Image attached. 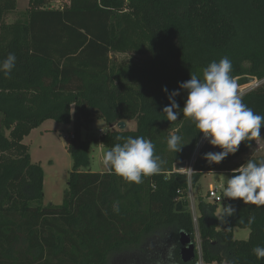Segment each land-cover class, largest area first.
Listing matches in <instances>:
<instances>
[{"label": "trees", "instance_id": "trees-1", "mask_svg": "<svg viewBox=\"0 0 264 264\" xmlns=\"http://www.w3.org/2000/svg\"><path fill=\"white\" fill-rule=\"evenodd\" d=\"M52 2L28 0L22 18L7 23L17 0H0V60L9 53L17 58L10 78L0 73V264H111L121 258L183 264L177 235L193 242L195 235L189 184L264 158L234 164L249 151L242 142L219 165L208 162L205 153L220 149L207 141L197 148L202 134L182 112L167 121L162 89L179 90L191 73L202 79L212 61L228 57L234 78L258 82L243 93V103L264 115V0H67L57 8ZM112 53L145 60L119 67ZM180 91L182 109L187 93ZM94 120H103L106 132L83 138ZM46 121L72 127L66 147L72 168L60 205L42 204L43 171L23 144ZM129 121L134 130L116 128ZM171 134L183 138L178 153L167 148ZM117 136L151 140L163 171L139 185L109 171L90 172L91 147L109 150L121 142ZM191 160L190 176L173 170ZM176 199L188 210L175 212ZM228 203L237 213L226 218ZM197 205L202 264H264L252 252L264 246V206L223 199L219 223L217 204L207 211L201 199ZM234 229L248 230V238L235 240ZM197 261L195 252L188 264Z\"/></svg>", "mask_w": 264, "mask_h": 264}, {"label": "clouds", "instance_id": "clouds-1", "mask_svg": "<svg viewBox=\"0 0 264 264\" xmlns=\"http://www.w3.org/2000/svg\"><path fill=\"white\" fill-rule=\"evenodd\" d=\"M17 58L14 53L0 60V73L10 78L16 67ZM232 62L228 57H222L218 62L212 61L203 69V78L191 73L190 79L179 84V90L169 93L167 87L162 90L168 94L169 104L163 108L167 121L175 122L181 115L194 123L195 128L202 134L201 139L220 151L205 153L204 158L219 165L230 155L234 156L242 142L245 147L252 149L250 141L264 138V115L255 113L243 103V94L239 91L236 78L232 76ZM187 93L184 106L180 109L176 97L181 91ZM109 150L103 152L102 166L129 183L141 184L143 178L160 174L165 161L155 154V145L143 136L135 138L117 136ZM183 138L171 134L167 140L169 151L178 153L184 147ZM222 198L227 201H242L243 204L264 206V159H252L232 169L226 177V187ZM237 208L225 204L223 215H236ZM255 222L252 216L249 226ZM255 257L264 259V246L252 249Z\"/></svg>", "mask_w": 264, "mask_h": 264}, {"label": "rangeland", "instance_id": "rangeland-1", "mask_svg": "<svg viewBox=\"0 0 264 264\" xmlns=\"http://www.w3.org/2000/svg\"><path fill=\"white\" fill-rule=\"evenodd\" d=\"M67 0H56L50 5L53 8L63 6ZM28 6V0H17L16 10L12 13H9L6 17L7 23H12L18 19H21L24 11H26ZM110 59L112 64L119 67H128L132 65L142 64L145 60L144 57H140L134 54H119L112 53L110 54ZM258 85V82L255 84L248 85L242 88H239V91L243 94L247 91L254 89ZM107 126L103 120H94L91 126L90 133L82 132V137L85 138L87 135H93L98 137L105 133ZM125 130L131 131L134 130V123H126ZM72 127L71 125L58 124L53 121L45 122L39 129L33 130L29 136L24 138L23 144L28 147L31 163L40 165L43 171V201L44 206L48 204L60 205L62 202L63 192L66 189L68 174L72 168V160L68 155L66 147L68 145L69 136H71ZM261 136L264 137V129L261 131ZM204 140H200L199 148ZM102 149V148H101ZM101 149L98 145H93L90 150V172H103L102 166V154ZM104 151V150H103ZM251 157H263L264 158V138L255 140L253 148L249 149L246 154L241 155L238 159L234 161V164L242 163L245 160ZM190 163V162H189ZM187 163V168L189 166ZM230 173V172H229ZM226 177L227 175H219L216 173L205 174L199 181L195 184L194 187L188 188V208L191 211L194 225H195V235L194 243L197 255L201 254L200 252V240L199 233L197 228V218L199 217L198 210V201L201 199L203 202V208L207 211L209 206L213 205L207 199V190L208 186H221L223 189L226 187ZM223 194V190H221ZM221 194V195H222ZM222 202L217 204L218 208L215 212V217L221 223L220 215L222 214ZM248 232V230H239L235 229L234 239L243 240L242 235ZM179 236L177 235V239ZM155 252L154 250H152ZM127 259H115L111 264H123L126 263ZM157 261V260H156ZM128 260L126 264H129ZM139 264H148V261H142ZM152 264V263H151Z\"/></svg>", "mask_w": 264, "mask_h": 264}, {"label": "water", "instance_id": "water-1", "mask_svg": "<svg viewBox=\"0 0 264 264\" xmlns=\"http://www.w3.org/2000/svg\"><path fill=\"white\" fill-rule=\"evenodd\" d=\"M237 81H238V85L240 86L239 88L255 84L256 82V80L253 77H249V76L239 77L237 78ZM125 127H126L125 122H119L116 125V128H118L119 130H125ZM185 169H186L185 162L178 163L174 165L173 168L175 172H184ZM187 210L188 208L183 207L180 202H177V204L175 205V212H185ZM178 243L180 246L179 256L181 262L183 264H188L191 261H193V259L195 258L196 247H195V243L191 240V238L184 233H180Z\"/></svg>", "mask_w": 264, "mask_h": 264}, {"label": "built area", "instance_id": "built-area-1", "mask_svg": "<svg viewBox=\"0 0 264 264\" xmlns=\"http://www.w3.org/2000/svg\"><path fill=\"white\" fill-rule=\"evenodd\" d=\"M192 162H193V160H191L190 163L188 162L189 163L188 168L186 166L185 171L184 172H181V173H184L187 176H190L191 175V172H192L191 171ZM186 165H187V163H186ZM221 190H223V188L221 186H212V185H209L208 186V190H207V194H206L207 199L212 204H219V203H221L222 202V199H223L222 198V195H221L222 194L221 193L222 192ZM176 201L178 202V199H176ZM196 264H202L201 254L198 255V261H197Z\"/></svg>", "mask_w": 264, "mask_h": 264}, {"label": "crops", "instance_id": "crops-1", "mask_svg": "<svg viewBox=\"0 0 264 264\" xmlns=\"http://www.w3.org/2000/svg\"><path fill=\"white\" fill-rule=\"evenodd\" d=\"M46 122H47V121H46ZM129 122L131 123V121H129ZM44 123H45V122H44ZM44 123H43V124H44ZM126 123H128V122H125V124H126ZM132 123H133V122H132ZM43 124H42V125H43ZM42 125H41V126H42ZM41 126H40V127H41ZM40 127H39V128H40ZM39 128H37V129H39ZM98 146H99V148L101 149V146H100V145H98ZM103 152H104L103 149H101V154H102V155H103ZM102 171L105 172V171H107V170L104 169V170H102ZM213 173H216V172L207 173V174H213ZM216 174H219V175H229L230 173H229V172H217ZM215 215H216V214H215ZM220 216H221V215H220ZM234 232H235V229L233 230V237H234V234H235ZM248 234H249V232H246L245 234H243V235L241 236L242 239H243V240H246V239L248 238Z\"/></svg>", "mask_w": 264, "mask_h": 264}]
</instances>
